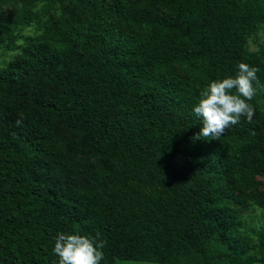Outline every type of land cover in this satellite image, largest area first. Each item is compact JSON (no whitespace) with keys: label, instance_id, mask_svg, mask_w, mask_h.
I'll list each match as a JSON object with an SVG mask.
<instances>
[{"label":"trees","instance_id":"trees-1","mask_svg":"<svg viewBox=\"0 0 264 264\" xmlns=\"http://www.w3.org/2000/svg\"><path fill=\"white\" fill-rule=\"evenodd\" d=\"M260 26L264 0H0L18 49L0 67V264H58L61 232L105 241L100 264H264V230L237 216L247 189L264 207V89L219 140H195L193 112L242 62L264 85Z\"/></svg>","mask_w":264,"mask_h":264},{"label":"clouds","instance_id":"clouds-1","mask_svg":"<svg viewBox=\"0 0 264 264\" xmlns=\"http://www.w3.org/2000/svg\"><path fill=\"white\" fill-rule=\"evenodd\" d=\"M259 71L242 62L235 77L213 80L200 91L193 112L201 119L203 127L195 140H219L227 129L239 124L242 117L252 122L255 109L249 101L256 96L258 88L264 89L257 76ZM105 243L91 236L61 232L57 234L53 252L58 264H100Z\"/></svg>","mask_w":264,"mask_h":264},{"label":"rangeland","instance_id":"rangeland-1","mask_svg":"<svg viewBox=\"0 0 264 264\" xmlns=\"http://www.w3.org/2000/svg\"><path fill=\"white\" fill-rule=\"evenodd\" d=\"M41 5L40 3L36 4V7ZM36 9V8H34ZM46 15L41 17L40 20L45 19L54 20L53 11L44 12ZM39 26L36 23H31L27 26L20 27L16 34L20 35V38L17 39L16 43H23L25 38L29 36H34L39 33ZM264 43V26H260L257 30L252 32L246 38V46L249 51H256L259 44ZM18 53V49L8 50L0 47V67L3 66L7 61L12 59ZM259 99L258 111L261 115L264 116V91L262 92ZM256 114V110H255ZM254 114V115H255ZM71 178L79 180L80 177L76 174L70 175ZM255 180L257 182L256 186L253 188V192L256 195H264V177L256 176ZM246 195V205L243 208L238 209V220L240 222V230L242 235L249 237L254 241L255 232L259 230H264V207H259L255 205L252 200V193L250 189L244 191ZM118 264H155V263H146V262H132V261H121ZM251 264H263L261 262H253Z\"/></svg>","mask_w":264,"mask_h":264}]
</instances>
